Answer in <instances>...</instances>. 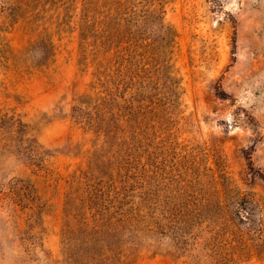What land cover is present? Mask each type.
<instances>
[{
    "label": "rangeland",
    "instance_id": "rangeland-1",
    "mask_svg": "<svg viewBox=\"0 0 264 264\" xmlns=\"http://www.w3.org/2000/svg\"><path fill=\"white\" fill-rule=\"evenodd\" d=\"M0 264H264V0H0Z\"/></svg>",
    "mask_w": 264,
    "mask_h": 264
},
{
    "label": "trees",
    "instance_id": "trees-1",
    "mask_svg": "<svg viewBox=\"0 0 264 264\" xmlns=\"http://www.w3.org/2000/svg\"><path fill=\"white\" fill-rule=\"evenodd\" d=\"M258 228H259V231H261V226H259Z\"/></svg>",
    "mask_w": 264,
    "mask_h": 264
}]
</instances>
